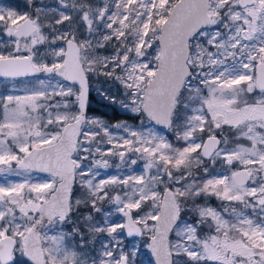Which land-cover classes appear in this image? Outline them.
I'll use <instances>...</instances> for the list:
<instances>
[{
  "label": "snow or ice",
  "instance_id": "1",
  "mask_svg": "<svg viewBox=\"0 0 264 264\" xmlns=\"http://www.w3.org/2000/svg\"><path fill=\"white\" fill-rule=\"evenodd\" d=\"M29 4L0 8V77L35 78L0 96V264H134L121 233L155 264H264V0ZM101 76L152 126L88 116Z\"/></svg>",
  "mask_w": 264,
  "mask_h": 264
},
{
  "label": "rangeland",
  "instance_id": "2",
  "mask_svg": "<svg viewBox=\"0 0 264 264\" xmlns=\"http://www.w3.org/2000/svg\"><path fill=\"white\" fill-rule=\"evenodd\" d=\"M8 2H10L8 4ZM41 2V0H35L36 4H39ZM42 2L45 5L48 6H53L56 4V0H42ZM35 5H30L29 4V0H0V8H4L5 10L8 9H12L15 10L19 13H24V12H28L31 13L33 10V7ZM6 39V37H3L2 35H0V43H2L4 40ZM35 78H21L19 80L16 81H11V80H6L2 77H0V96L6 95V94H17V95H22L24 94V88H25V83L29 80H34ZM15 85V87H13ZM31 86V85H29ZM96 88H104L107 91L108 95H111L113 97L116 98L117 102L116 103H112L110 102L105 95H101L100 93H98L95 89ZM90 97H89V105L93 108H102L103 110H108V104H114L117 106L118 110L122 111V112H128L130 114H135L132 113L130 111H127L125 109H123L120 104L119 101L122 100L123 97V93L122 90L120 89L119 85L116 84L115 82L112 81H106V78L101 76V77H97L95 82L90 84ZM88 116L90 117H99L100 119H102L104 122H106L109 125H115L118 123H126L128 125H131L132 127H140L142 125V122L144 125H148V121L144 118L142 119L140 122H132L130 120L127 119H122L119 121H114L113 123H108V121L106 120L105 116L102 115L101 113H99L98 111L92 109L87 113ZM148 126H152V125H148ZM157 131H160L164 134H166L168 136V138L171 140L173 139V135L171 132H168V130H164L159 128L158 126H155ZM115 131V129H113ZM131 155V154H130ZM107 159H109L110 161V168L107 170L106 173H104V175H118V174H127L129 172L132 173H139L143 170V161H137V163L135 165H128V164H121L120 161L118 160V158L116 157H107ZM127 159V157H126ZM34 175H39L41 177L45 176L46 174H34ZM13 179H19V178H13ZM212 206L214 207H219L216 205H213L212 203H210ZM103 209L105 211L109 210V209H113V215L110 217V219L112 220H120L123 221V217L121 215H119L118 213L114 212V206L109 204L108 202H105L103 204ZM84 212H87V210H85ZM99 214V215H97ZM93 213L95 219L98 222H103V216L100 213ZM82 223V221H81ZM86 239H88L86 237ZM108 238L106 237V235L104 233H98L95 235V238L92 240H89L88 243V250L91 252L93 250L95 251H99L100 247H101V242L107 240ZM121 244L123 246V248L125 249V251L127 252H134L135 253V257H134V264H153L152 260L148 257V255L144 254L146 252V238L145 237H131L128 238L126 237L125 233H121Z\"/></svg>",
  "mask_w": 264,
  "mask_h": 264
},
{
  "label": "trees",
  "instance_id": "3",
  "mask_svg": "<svg viewBox=\"0 0 264 264\" xmlns=\"http://www.w3.org/2000/svg\"><path fill=\"white\" fill-rule=\"evenodd\" d=\"M98 2H99V0L91 1V3H98ZM89 97H90V95H89ZM92 109H94V110L98 111L99 113H101L102 115H104L106 120L108 121V123H113L114 121H119L122 119H127V120H130L132 122H140L142 119H144V117L139 116L137 114H130L128 112H122V111L118 110L116 105L111 104V103L108 104V110H105V109L103 110L102 108H94V107L92 108L89 105L88 106V112ZM97 215H99V214H97ZM144 254L146 255L147 253L145 252Z\"/></svg>",
  "mask_w": 264,
  "mask_h": 264
},
{
  "label": "water",
  "instance_id": "4",
  "mask_svg": "<svg viewBox=\"0 0 264 264\" xmlns=\"http://www.w3.org/2000/svg\"><path fill=\"white\" fill-rule=\"evenodd\" d=\"M89 95H90V91H89ZM88 106H89V96H88ZM87 113H88V111H87ZM158 127L161 129H164V128H162V126H158ZM164 130H166V129H164ZM125 235H126V233H125ZM127 237H134V236H127ZM146 253H147L148 257L152 260L153 264H155V257L151 253L150 249L146 248Z\"/></svg>",
  "mask_w": 264,
  "mask_h": 264
},
{
  "label": "flooded vegetation",
  "instance_id": "5",
  "mask_svg": "<svg viewBox=\"0 0 264 264\" xmlns=\"http://www.w3.org/2000/svg\"><path fill=\"white\" fill-rule=\"evenodd\" d=\"M91 1H94V0H91ZM90 1V2H91ZM10 2H8L9 4ZM209 203H212L213 205H216V206H220V201H217L215 198H209ZM87 209H84L83 211H85ZM124 219V218H123ZM127 237V236H126ZM128 238H131V237H128Z\"/></svg>",
  "mask_w": 264,
  "mask_h": 264
}]
</instances>
